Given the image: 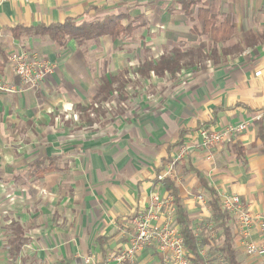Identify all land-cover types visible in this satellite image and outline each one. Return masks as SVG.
Instances as JSON below:
<instances>
[{
	"label": "crops",
	"instance_id": "crops-1",
	"mask_svg": "<svg viewBox=\"0 0 264 264\" xmlns=\"http://www.w3.org/2000/svg\"><path fill=\"white\" fill-rule=\"evenodd\" d=\"M181 1L0 0L1 79L19 86L8 61L14 52L36 54L54 66L35 89L0 92V264H83L87 257L103 262L126 247L132 220L146 212L152 196L169 200L179 232L164 179L174 181L196 235L206 239V264L220 259L212 250L218 241L201 181L219 201L221 194L237 195L264 219V146L253 125L264 115V0H201L235 30L230 41L215 47L218 64L204 49L211 45L208 37L197 41L190 33L196 24ZM115 16L129 35L83 46L69 40L59 47L37 35L15 39L10 32ZM176 46L195 65L174 83L151 73L143 87L130 84L138 64L157 61ZM108 83L113 92L104 101ZM84 107L89 119L81 117ZM241 123L246 129L213 149L208 160L198 129L222 131ZM173 161L170 174L160 179ZM229 216L237 259L264 264V256L245 253L235 217ZM165 217L162 211L160 220ZM259 238L255 223L247 240ZM14 247L19 249L11 256ZM142 253L143 264H167L155 246Z\"/></svg>",
	"mask_w": 264,
	"mask_h": 264
},
{
	"label": "trees",
	"instance_id": "trees-1",
	"mask_svg": "<svg viewBox=\"0 0 264 264\" xmlns=\"http://www.w3.org/2000/svg\"><path fill=\"white\" fill-rule=\"evenodd\" d=\"M201 2V0L181 1V8L191 22H193V19L191 18L192 12L190 10L192 6ZM196 20L200 25L201 31H198L194 25H191L190 32L192 34L200 33L206 35L214 46L223 44L231 40L234 36L233 25L227 20L218 21L205 7L197 9ZM120 21V18L115 16L108 17L102 22L82 23L77 25L74 19H67L62 24L49 26L39 25L28 28L16 26L12 28L10 32L15 39L20 38L21 36L31 37L37 35L47 37L53 44L59 47L65 45L69 40H74L78 46H83L87 41L95 40L103 36H109L114 40L129 35V27H123ZM245 46H247V44ZM240 51H242V49H239V52ZM217 52L218 50L213 47V49L209 51L210 54H208V59L212 60L214 64L219 63ZM221 52L227 53L226 50H221ZM0 55H3L1 49ZM191 58L192 59H189V61H185L184 54L177 47H173L171 51L163 54L157 61L145 60L141 62L135 67L134 72L146 80L150 78L151 73L155 77L163 78L167 75L171 80H176L177 75L184 69H187L188 66L195 65V63L192 62L194 57L191 56ZM197 64L199 63L197 62ZM111 87L112 86L109 83L107 86L105 85V96L102 97V100L105 101L110 99V94L113 92V90L111 91ZM89 110L90 109L87 107L81 108V117L89 119ZM253 125L257 130V139L264 146V115L257 118L253 122ZM181 144L180 140L177 145ZM161 184L174 200L175 223L178 226L187 251V264H206L201 255V249L206 244V239L201 240L202 235H196L193 222L185 211L174 181L164 179ZM201 184L202 192L206 194L208 204L211 208L213 231L216 234V239L218 241L217 245L214 246V249L212 250L219 256L222 264H244L237 259V249L234 245L229 213L221 208L215 190L209 187L204 181H201ZM17 243H20V241H17ZM18 249L19 247H14L11 251L12 253L10 252V255L15 256Z\"/></svg>",
	"mask_w": 264,
	"mask_h": 264
},
{
	"label": "built area",
	"instance_id": "built-area-1",
	"mask_svg": "<svg viewBox=\"0 0 264 264\" xmlns=\"http://www.w3.org/2000/svg\"><path fill=\"white\" fill-rule=\"evenodd\" d=\"M10 67L18 79L19 86L5 82L0 77V92L22 93L27 89L37 88L48 76L53 73L54 66L46 59L36 54L14 52L8 56ZM76 118V115H73ZM247 123L237 126H227L222 131L209 130L201 127L197 131L201 142L200 147L211 160V151L222 145L230 136L246 129ZM182 152H185L183 149ZM182 155L175 160L180 159ZM175 161L170 163L168 170L159 176L160 179L170 174ZM202 201L201 196L198 197ZM169 200H159L156 196L150 197L146 212L132 220L134 232L128 238L126 247L110 255L105 261H96L92 257L83 259V264H138L137 258L151 246H155L162 260L167 264H187V251L183 239L170 220L173 209L167 206ZM221 208L235 217L238 232L242 240L244 251L248 256H264V219L252 214L250 207L241 202L234 194H221ZM165 207L167 210H165ZM166 211V217L161 221V213ZM257 223L260 238L257 242L248 239V233L253 224Z\"/></svg>",
	"mask_w": 264,
	"mask_h": 264
},
{
	"label": "rangeland",
	"instance_id": "rangeland-1",
	"mask_svg": "<svg viewBox=\"0 0 264 264\" xmlns=\"http://www.w3.org/2000/svg\"><path fill=\"white\" fill-rule=\"evenodd\" d=\"M204 4L201 2V3H199V4H196V5H194V6H192V8H191V12H193V10L194 9H198V8H203L204 6H203ZM197 12V11H196ZM191 18L193 19V23L194 24H196V25H194L197 29H198V31H201V29H200V25L198 24V22H197V20H196V14H195V16H193V15H191ZM219 21V20H218ZM191 33V32H190ZM192 34V33H191ZM192 35H197V36H199L198 38H197V41H203L204 40V38L202 37V36H206V35H202V34H200V33H196V34H192ZM234 35H235V30H234ZM207 37V36H206ZM230 41V40H229ZM210 41H208V43H209ZM228 42V41H227ZM202 43H206V42H202ZM211 43V42H210ZM210 43H209V45H210ZM226 43V42H225ZM225 43H223V44H218V45H224ZM212 45V46H211ZM211 45L210 46H208V47H206V48H204L206 51L207 50H211V49H213V47H217V45H213L212 43H211ZM180 51H181V49L178 47V46H176ZM193 47V46H192ZM191 49V48H190ZM221 49H222V47H221ZM206 61V59H204V57H203V59L201 60V61H199L198 60V62L199 63H201V64H204V62ZM135 69V68H134ZM134 71V70H133ZM125 80V79H124ZM127 81V80H126ZM158 81H162V79H160V80H158ZM173 81V83L175 82V80H172ZM164 81H162V83H163ZM128 83L129 82H125V84L124 85H128ZM134 84L133 86L135 87V86H137V87H139V88H141V87H143L144 86V84H146V79H143V78H141L139 75H136V76H134L133 78H131V80H130V84ZM149 93H151V89H149V91H148ZM108 107H110V109H112L111 108V106H108ZM65 111V110H64ZM111 112L110 113H114V112H112V111H114V109H112V110H110ZM66 112V111H65ZM78 121V120H77ZM152 249H154V248H152ZM143 254V253H142ZM141 254V255H142ZM140 255V256H141ZM140 256H138V258H137V263L138 264H143L142 263V261L140 260ZM147 256H149V258H152V256L151 255H147ZM214 256H216L215 254H214ZM216 259V258H215ZM150 261H152V263L151 264H158L157 263V261H154V260H151L150 259ZM150 262L148 261L147 262V264H149ZM210 264H222L220 261H218L217 259L215 260V261H210Z\"/></svg>",
	"mask_w": 264,
	"mask_h": 264
}]
</instances>
